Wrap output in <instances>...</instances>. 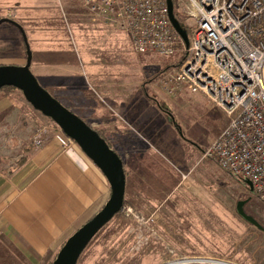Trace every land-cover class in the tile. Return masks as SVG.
Instances as JSON below:
<instances>
[{"label": "rangeland", "instance_id": "374dc122", "mask_svg": "<svg viewBox=\"0 0 264 264\" xmlns=\"http://www.w3.org/2000/svg\"><path fill=\"white\" fill-rule=\"evenodd\" d=\"M63 1L67 11L62 7L60 0H20L10 3L14 8V16L11 19L17 20L23 27L32 53H37L36 59L33 56V62L34 60L40 62V52L41 56L51 59L54 52L44 50L51 48L53 42H57L65 49L63 53L60 52L61 56L75 64V70L80 71L86 83L92 88L83 83L82 76L73 77L77 78L76 84L69 79L62 85H60L62 81L58 82L59 84L57 81L48 82L46 77L41 76L40 69L33 65L32 73L42 87L70 111L85 118L79 111L78 98H72L73 92L84 96L79 99H83L82 103L88 108L96 101L94 92L98 94L102 104L110 101L106 92L97 88V81L100 79L97 74L136 75L138 78L141 76L144 79V87L150 85L152 91L144 88L138 94V97H141L139 103L147 102L152 106L150 123L143 125L138 120H132L121 107L111 104L115 115L127 124L125 126L123 123L120 127L130 137L129 144H136L142 148L136 151V148L128 145L129 150L125 151V156L129 172L135 174L139 168L137 161L144 160L146 168L147 165L151 166L152 178L149 183L155 184L153 188H159L161 173L172 170V166H183L182 168L192 170L188 177L197 175L201 170L206 171L209 185V197L206 199L205 195L203 198L209 205L203 214H199V205H170L171 202L166 203L169 199L162 203L167 194V186L162 187L164 193L157 197L154 205L150 204L148 199L152 193L148 189L145 198L139 201L136 191L138 187L135 186L133 195L140 204L136 203L139 211L131 205H124L120 213L122 218L112 220L94 238L78 264H264V203L248 184L229 177L213 161L203 159V151L227 125L224 115L208 107L205 97L201 94L191 95L182 92L172 95L164 89L159 82L160 76L168 73L177 60H165L154 55H137L130 45L127 34L119 26L105 27L103 23L101 32L81 3L76 0ZM174 4L176 11L186 19V25L193 26L194 21L189 19L186 13V1L174 0ZM22 40V34L16 27L9 24L0 27V66L26 63L27 56L20 55L24 54L22 46H19ZM55 55L58 57V52ZM89 57L102 62L96 64V60L95 63H89L87 60ZM107 58L114 62H107ZM94 69L100 72H92ZM109 79L107 77V81ZM136 84L137 82H131L130 89ZM71 88L75 91H69ZM80 88L83 91H79ZM90 89L95 91L92 92ZM127 91L132 93L131 90ZM127 91H122V94L126 96ZM14 98L15 104L19 106L18 111H14L15 114L10 115L4 122L21 124L27 121V127L34 130L33 140L44 136L45 140L50 136L55 137L58 127L56 128L54 123L47 124L33 111L31 105L25 102L24 97L14 95ZM4 117H0V122H3ZM165 141L167 143L162 147ZM195 145L199 146L198 150L194 148ZM112 148L115 146L112 145ZM179 148L185 152L187 163L192 161L193 167L187 165L186 160L181 163L176 161V152ZM188 177L183 180L189 182ZM130 181L133 186L132 178ZM188 192L196 199L192 189ZM173 196V194L170 196L172 202ZM143 203L145 205H142ZM241 204H244L245 213L255 219L262 228L251 225L238 215V206ZM180 213L187 215L183 217ZM178 214L180 217L176 218ZM177 219L178 221L181 219L183 225L185 222L190 229L189 233L184 235L174 231ZM187 242L197 243L199 246L200 242L208 245V255L190 257L184 254L182 250ZM178 245L182 246V250ZM0 253L5 263H17L2 242Z\"/></svg>", "mask_w": 264, "mask_h": 264}, {"label": "crops", "instance_id": "0c3cea01", "mask_svg": "<svg viewBox=\"0 0 264 264\" xmlns=\"http://www.w3.org/2000/svg\"><path fill=\"white\" fill-rule=\"evenodd\" d=\"M13 1L17 2L20 0H0V3L3 7L12 8L10 3ZM60 1L62 7L67 11L64 1ZM88 16L91 17L89 12ZM91 20L99 26L98 30L101 32H103L101 26L104 24L105 27L109 26L112 28V25L105 21L96 20L93 17H91ZM130 45L133 47L132 43ZM50 47L45 49L44 52L53 51L54 54L51 55V59L41 56L40 52V62L34 60L32 66L35 65V68L40 69L41 76L46 77L48 82L57 81V84H59L58 82L62 81L60 83L62 85L64 81L66 82L69 79L70 82L73 81L76 84L77 78L82 76V74L80 71L77 72L75 70L73 62L61 56L60 52L63 53L65 49L58 45L57 42H53ZM56 52H58V57L55 55ZM36 55L37 53L34 52L33 56L35 59ZM87 60H89V63H95L97 59L89 57ZM99 61L97 60L96 64L102 62ZM106 61L114 62L109 58ZM25 64L21 63L18 66ZM93 71L100 72L97 69ZM75 76L77 78L73 79ZM97 77L100 78L97 81V88L103 89L110 101L102 104L98 94L94 92L95 90L90 89V91L93 90L96 101L92 102L90 105L92 108L90 109L89 106L88 109L82 103L83 99H78L79 111L93 128L106 131V139H108L109 143L111 142V146H115L114 150L117 153L123 155L125 170L127 171L125 199L135 204L138 203L133 195L134 187L137 186V199L139 201L142 200L141 198L144 199L146 189H148L152 192L148 199L151 202L150 204L154 205L157 197L164 193L161 190L162 187L167 186V194L162 203L169 199L166 203L171 202L170 205H199V214L206 213L209 205L207 200L203 201L205 195L206 199L209 197L206 171L201 170L197 175H189L188 177L192 170L189 171L188 168H182L183 166H172V170L160 174L159 178H162L161 188H153L152 186L155 184L149 183L150 178H152V175H150L151 166L147 165L146 168V162L142 160L143 157L141 158L142 161H137L139 168L135 171V174H131L128 170L125 151L129 150V146L136 148V151H140L142 148L136 144H129L130 137L120 127L125 122L115 115L111 104L121 107L132 120H138L143 125L150 123L152 121L150 115L152 106L147 104V102L139 103L141 97H138L142 89L150 90V85L144 87V79L141 76L138 78L136 75L123 76L115 73L102 75L99 73ZM107 77L110 78L108 81ZM64 78L65 80H63ZM82 79L86 86H90L89 83H86L84 76H82ZM131 82H137L132 89H130ZM140 85L143 87H140ZM127 90H131L132 93ZM69 91L73 92L75 90L71 88ZM79 91H83V89L80 88ZM122 91H127L126 96L122 94ZM150 92L152 91L150 90ZM79 98H84V96ZM15 101L11 97L0 95V117L5 116L0 124H6L7 122L4 121L9 119L10 115H14V111H18L17 108L19 106L15 104ZM125 126H127L126 123ZM166 143L165 141L162 147ZM197 147L199 146L195 145L194 148L198 150ZM178 150L176 152V161L181 163L186 160V164L193 167L192 161L189 164L187 163L185 152L181 148ZM184 176L189 178V182L183 180ZM131 178L133 186L130 181ZM190 189L196 194V199L191 197L188 192ZM111 194V187L103 174L77 145L63 148L54 136L47 137L46 144L41 149L36 148L28 163L17 171L14 176H6L0 169V242L4 243L6 248L12 253L13 257H11L16 259V264H51L66 241L104 208L110 200ZM172 194L174 195L172 197L174 199L173 202L170 197ZM142 205H145V203ZM185 208L188 209L187 206ZM180 215L185 217L187 214L180 213ZM180 215H176V218L180 217ZM182 223L181 219L180 221L177 219V222L174 223V231L186 235L190 229H188L185 222L184 225ZM200 224L202 226V223ZM187 244H184L187 248L185 249L184 246L183 250L182 246L178 245V248H181L184 254L190 257L208 255V245L205 246L201 242L200 246L193 242H187ZM11 262L13 261L11 260Z\"/></svg>", "mask_w": 264, "mask_h": 264}, {"label": "built area", "instance_id": "2783aa9c", "mask_svg": "<svg viewBox=\"0 0 264 264\" xmlns=\"http://www.w3.org/2000/svg\"><path fill=\"white\" fill-rule=\"evenodd\" d=\"M76 1L96 20L119 26L137 55L177 60L160 76L164 89L203 95L227 121L203 159L252 185L264 203V0H185L194 21L189 45L170 20L167 0ZM13 16L14 8L0 3V20ZM55 139L63 148L75 145L59 128ZM45 144V136L35 140L37 149Z\"/></svg>", "mask_w": 264, "mask_h": 264}, {"label": "water", "instance_id": "95a60500", "mask_svg": "<svg viewBox=\"0 0 264 264\" xmlns=\"http://www.w3.org/2000/svg\"><path fill=\"white\" fill-rule=\"evenodd\" d=\"M170 20L187 45L189 37L180 21L175 16L173 0H167ZM9 24L16 27L22 34L26 45V64L0 66V91L6 87L19 90L26 102L53 123L69 139L82 150L88 159L100 170L109 183L112 194L104 208L89 222L75 232L64 244L53 264H78L81 256L94 238L118 215L125 205L127 176L123 159L110 146L98 131L93 129L84 119L70 111L59 100L53 97L32 73L33 53L23 27L8 18L0 20V27ZM253 191L252 185H249ZM238 214L251 225L262 228L244 211V204L238 206Z\"/></svg>", "mask_w": 264, "mask_h": 264}, {"label": "trees", "instance_id": "16d2710c", "mask_svg": "<svg viewBox=\"0 0 264 264\" xmlns=\"http://www.w3.org/2000/svg\"><path fill=\"white\" fill-rule=\"evenodd\" d=\"M175 16L180 21V24L184 28L186 33L189 35V26L186 25V19H184V17H182L178 13V11H176V8H175ZM19 46H22V48L24 50V51L22 50V52H24V54L21 53L20 55H26L27 56L26 46H25V43L23 42V40L19 44ZM0 95L1 96L11 97L12 99H15L14 95H19V96H21L23 98L22 93L19 90H17L16 88H14V87H6V88H4L3 90L0 91ZM73 96H74V98H78V99L80 97L75 92H73ZM76 102H78V101L76 100ZM27 104L30 106L29 103H27ZM33 111L35 113H37L47 124H52L53 123L52 120L44 117L41 113H39V112H37L35 110H33ZM218 112H219V110H218ZM221 114L223 116L222 112H221ZM79 117H81V116H79ZM81 118L85 120V118H83V117H81ZM85 121L87 122L88 120H85ZM26 123H27V121H24V123H21V124H17V122H14L13 124L9 123L7 125L6 124H3V125L0 124V129H1L0 130V169H1V172L4 173L8 177L14 176L17 173V171L22 169L28 163L30 157L35 152L36 146H35V140H33L34 130L33 129L31 130V127H27ZM223 123H224V120H223ZM55 127L57 128V126H55ZM93 129H95V128H93ZM95 130L98 131L99 134L103 138L106 139V137H105V132L106 131L101 130V129H95ZM106 140L108 141V139H106ZM108 143H109V141H108ZM211 144L212 143H210L209 146ZM110 146H111V144H110ZM118 154L123 159V156L120 153H118ZM126 175H127V171H126ZM125 205H131L133 208H135L136 210L139 211V209L136 206V204L134 202L128 200V199H125ZM117 218L118 219L122 218L120 213L118 215H116V217L114 219H117ZM1 256H2V253H0V263L4 264L5 262H4L3 258H1ZM51 264H53V263H51Z\"/></svg>", "mask_w": 264, "mask_h": 264}]
</instances>
